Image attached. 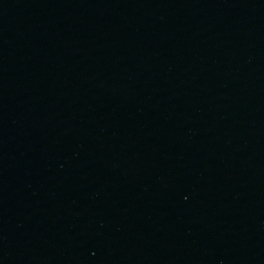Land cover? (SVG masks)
<instances>
[{"label": "water", "instance_id": "95a60500", "mask_svg": "<svg viewBox=\"0 0 264 264\" xmlns=\"http://www.w3.org/2000/svg\"><path fill=\"white\" fill-rule=\"evenodd\" d=\"M0 264H264V0H0Z\"/></svg>", "mask_w": 264, "mask_h": 264}]
</instances>
